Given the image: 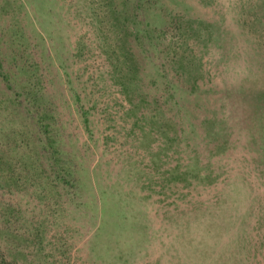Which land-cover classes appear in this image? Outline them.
Wrapping results in <instances>:
<instances>
[{
    "label": "rangeland",
    "instance_id": "obj_1",
    "mask_svg": "<svg viewBox=\"0 0 264 264\" xmlns=\"http://www.w3.org/2000/svg\"><path fill=\"white\" fill-rule=\"evenodd\" d=\"M0 58L70 183L1 102L0 264H264V0H0Z\"/></svg>",
    "mask_w": 264,
    "mask_h": 264
},
{
    "label": "trees",
    "instance_id": "obj_2",
    "mask_svg": "<svg viewBox=\"0 0 264 264\" xmlns=\"http://www.w3.org/2000/svg\"><path fill=\"white\" fill-rule=\"evenodd\" d=\"M134 8V5H133ZM125 10V9H124ZM130 16L128 13H124L122 17H118L115 19L117 21V24L123 26L124 23L129 22V18L127 16ZM135 22V21H134ZM202 24H205L203 21ZM128 25V24H127ZM126 25V28H127ZM188 28H191L192 30H198V26H193L191 23H188ZM206 35L212 36L211 28L205 30ZM131 33L134 35V38L139 42V44H142L143 40L141 39L140 31L137 29L131 30ZM195 35V33H193ZM180 45L182 42L179 43ZM124 58L126 56L123 55ZM184 50L181 53L174 52L173 57V66L176 68V72L182 71L183 74H186V68L187 65H185L184 61ZM188 64V63H187ZM194 65V64H193ZM33 65L30 66V69L27 66H21L18 67V69H25V71L28 72V70H32L33 75L35 74V70L32 68ZM37 67V65H34ZM115 67V66H114ZM126 66H122L124 68ZM116 69V67H115ZM185 69V70H184ZM120 72V71H119ZM19 75L12 73L9 69L8 71L3 66V61L0 58V78L3 82L6 89H8L10 92L9 94L5 92V89H2V93L7 94V97L4 99H0V114H1V102H8L11 106V114L17 115L19 118L23 119L24 116V110H28L24 103H32V105H35L37 107L41 106V109L36 110V115L34 118V125L37 127L30 128V138H32V134L36 132V139L38 141H33L32 144L28 145V148H32L35 151L41 150L42 155L45 157L46 161L49 162V165L51 166L50 172L53 174V177L57 179L58 181L65 183L66 185H69V180L65 178V168L61 165V157H60V151L56 146L55 138L53 135V129L52 125L48 120H53L52 110L48 105H42L41 100L43 99L40 95H38V78L33 80L32 78H29L27 80L18 78ZM31 81H34L35 83H31ZM123 88L125 91H128V86L125 84V82H122ZM128 93V92H127ZM24 94L25 100H21L20 97ZM23 117V118H22ZM17 123V119H12L9 121L8 129L12 132L13 124ZM28 126H31L30 124ZM174 129V128H173ZM14 133L18 135V131L16 129H13ZM23 142V140H18L16 136L10 135L9 139L7 138V141L5 142L6 146H10L11 144L18 147V144L20 145ZM36 142L39 143L38 147H36Z\"/></svg>",
    "mask_w": 264,
    "mask_h": 264
}]
</instances>
